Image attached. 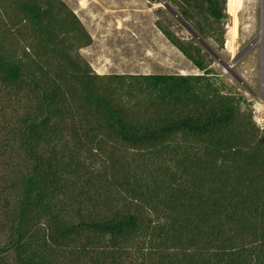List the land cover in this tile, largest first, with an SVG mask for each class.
I'll return each mask as SVG.
<instances>
[{"label":"trees","instance_id":"16d2710c","mask_svg":"<svg viewBox=\"0 0 264 264\" xmlns=\"http://www.w3.org/2000/svg\"><path fill=\"white\" fill-rule=\"evenodd\" d=\"M1 1L35 50L0 48V264H264V128L196 41L156 20L200 73L99 74L61 0ZM147 1L224 42L226 0Z\"/></svg>","mask_w":264,"mask_h":264},{"label":"rangeland","instance_id":"374dc122","mask_svg":"<svg viewBox=\"0 0 264 264\" xmlns=\"http://www.w3.org/2000/svg\"><path fill=\"white\" fill-rule=\"evenodd\" d=\"M61 1L91 38L86 46L82 45V39H69L68 44L95 72L200 73L158 30L155 22L159 20L177 35L196 41L228 89L244 97L254 123L264 128V0H235L234 8L231 0H226L228 16L222 44L211 39L199 40L162 3L147 0ZM8 4L0 0V48L5 56L28 67L34 62L35 40L29 31H25V24L13 21L17 12ZM158 7H162L159 14L155 11Z\"/></svg>","mask_w":264,"mask_h":264},{"label":"bare ground","instance_id":"6f19581e","mask_svg":"<svg viewBox=\"0 0 264 264\" xmlns=\"http://www.w3.org/2000/svg\"><path fill=\"white\" fill-rule=\"evenodd\" d=\"M235 6V0H231V7L234 8Z\"/></svg>","mask_w":264,"mask_h":264},{"label":"water","instance_id":"95a60500","mask_svg":"<svg viewBox=\"0 0 264 264\" xmlns=\"http://www.w3.org/2000/svg\"><path fill=\"white\" fill-rule=\"evenodd\" d=\"M173 12V14L175 15V16H177V14H176V12L175 11H172Z\"/></svg>","mask_w":264,"mask_h":264},{"label":"crops","instance_id":"0c3cea01","mask_svg":"<svg viewBox=\"0 0 264 264\" xmlns=\"http://www.w3.org/2000/svg\"><path fill=\"white\" fill-rule=\"evenodd\" d=\"M97 72V71H96ZM97 73H99V72H97Z\"/></svg>","mask_w":264,"mask_h":264}]
</instances>
